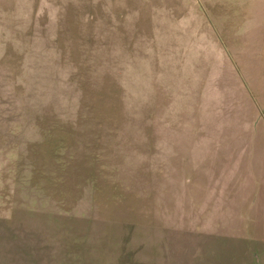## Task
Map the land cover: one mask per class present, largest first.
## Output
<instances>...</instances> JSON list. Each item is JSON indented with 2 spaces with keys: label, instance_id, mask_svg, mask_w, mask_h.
Segmentation results:
<instances>
[{
  "label": "rangeland",
  "instance_id": "1",
  "mask_svg": "<svg viewBox=\"0 0 264 264\" xmlns=\"http://www.w3.org/2000/svg\"><path fill=\"white\" fill-rule=\"evenodd\" d=\"M0 264H264V0H0Z\"/></svg>",
  "mask_w": 264,
  "mask_h": 264
},
{
  "label": "crops",
  "instance_id": "2",
  "mask_svg": "<svg viewBox=\"0 0 264 264\" xmlns=\"http://www.w3.org/2000/svg\"><path fill=\"white\" fill-rule=\"evenodd\" d=\"M260 239H262V238H260Z\"/></svg>",
  "mask_w": 264,
  "mask_h": 264
}]
</instances>
